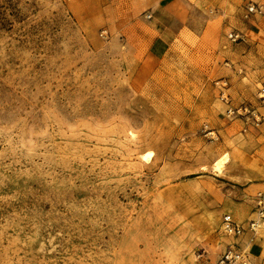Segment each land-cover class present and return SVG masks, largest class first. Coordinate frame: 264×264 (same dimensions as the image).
Here are the masks:
<instances>
[{
	"label": "rangeland",
	"instance_id": "rangeland-1",
	"mask_svg": "<svg viewBox=\"0 0 264 264\" xmlns=\"http://www.w3.org/2000/svg\"><path fill=\"white\" fill-rule=\"evenodd\" d=\"M143 1L0 0V264H252L264 0Z\"/></svg>",
	"mask_w": 264,
	"mask_h": 264
},
{
	"label": "crops",
	"instance_id": "crops-1",
	"mask_svg": "<svg viewBox=\"0 0 264 264\" xmlns=\"http://www.w3.org/2000/svg\"><path fill=\"white\" fill-rule=\"evenodd\" d=\"M166 0H144L141 5L145 7L146 9H152L153 11H161L163 10L162 3ZM100 0H98V3ZM176 0H169L164 6L167 10L176 8ZM259 26L262 23H257ZM262 26V25H261ZM261 26L257 27L256 29L251 28V33L255 36H263L264 31L261 30ZM258 28V29H257ZM264 29V28H263ZM169 30L164 31V35H157L155 38L152 39L150 42L151 44L148 46L147 49V58L149 62H152L153 60H160L165 47L168 46V44L171 42V38L169 37ZM253 43H256L255 40H253ZM255 48H259V45H255ZM254 48V49H255ZM147 64L149 62L145 61ZM146 65V64H145ZM246 78L250 79L251 77L246 74ZM254 82L256 81V78L253 79ZM252 80V81H253ZM254 107L256 108V111L261 115L262 117V123L257 126L256 128L253 127H246V130L241 133L242 138L245 142H252L254 143V149L248 150L247 154H257L259 151L264 152V100H255L253 99ZM262 187V186H261ZM252 249L250 252L251 262L252 264H264V229L262 230L260 236L256 238V240L252 243Z\"/></svg>",
	"mask_w": 264,
	"mask_h": 264
},
{
	"label": "built area",
	"instance_id": "built-area-1",
	"mask_svg": "<svg viewBox=\"0 0 264 264\" xmlns=\"http://www.w3.org/2000/svg\"><path fill=\"white\" fill-rule=\"evenodd\" d=\"M252 17H264V6L254 2H247L243 6V18L250 19ZM228 39L233 42L241 41L242 36L239 32L230 31L228 34ZM258 98L264 100V75L262 76L259 82ZM249 113V110L246 107H240L237 113ZM229 113L233 114V110L229 109ZM256 118H259L258 115H255ZM259 121V120H258ZM256 207H257V220H251L247 226H242L235 222L229 215H224L222 220V230L225 235L234 237L236 239L242 238L246 232H250L252 235L256 234V231L259 227V221L264 219V191L258 193L256 196ZM238 244H233L228 247L224 252L219 264H249L246 260V256L243 255V252L237 248ZM245 259V260H244Z\"/></svg>",
	"mask_w": 264,
	"mask_h": 264
},
{
	"label": "bare ground",
	"instance_id": "bare-ground-1",
	"mask_svg": "<svg viewBox=\"0 0 264 264\" xmlns=\"http://www.w3.org/2000/svg\"><path fill=\"white\" fill-rule=\"evenodd\" d=\"M143 157L145 158V160H147L150 157V153H146L145 155H143ZM221 159H220V161H217L216 164L214 165L218 170H220V168L223 165L224 160H225L223 158H221Z\"/></svg>",
	"mask_w": 264,
	"mask_h": 264
}]
</instances>
